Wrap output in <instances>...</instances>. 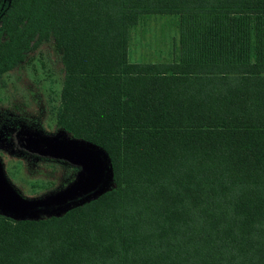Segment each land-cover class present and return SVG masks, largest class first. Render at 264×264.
Returning <instances> with one entry per match:
<instances>
[{
  "label": "trees",
  "instance_id": "1",
  "mask_svg": "<svg viewBox=\"0 0 264 264\" xmlns=\"http://www.w3.org/2000/svg\"><path fill=\"white\" fill-rule=\"evenodd\" d=\"M152 15L175 16V54L131 61ZM45 40L55 122L108 151L113 183L60 215L0 214V264H264V0H0V75Z\"/></svg>",
  "mask_w": 264,
  "mask_h": 264
},
{
  "label": "rangeland",
  "instance_id": "2",
  "mask_svg": "<svg viewBox=\"0 0 264 264\" xmlns=\"http://www.w3.org/2000/svg\"><path fill=\"white\" fill-rule=\"evenodd\" d=\"M175 20L173 15H152L136 28L128 51L129 59L170 60L178 40ZM63 75L61 50L51 40L30 49L23 61L0 75V124L3 118L6 121L10 116H17L20 120L16 125H10V132L20 126L40 128L39 124L43 125L44 131L59 130L55 120ZM0 157L4 158L9 179L27 196L41 195L59 186L69 173V168L58 161L30 158L6 147Z\"/></svg>",
  "mask_w": 264,
  "mask_h": 264
},
{
  "label": "water",
  "instance_id": "3",
  "mask_svg": "<svg viewBox=\"0 0 264 264\" xmlns=\"http://www.w3.org/2000/svg\"><path fill=\"white\" fill-rule=\"evenodd\" d=\"M8 145L28 153L59 159L78 166L64 186L37 196L23 195L7 176L0 158V214L14 219H34L60 215L69 208L88 202L113 183V166L108 151L96 142L59 129L44 131L20 126Z\"/></svg>",
  "mask_w": 264,
  "mask_h": 264
},
{
  "label": "flooded vegetation",
  "instance_id": "4",
  "mask_svg": "<svg viewBox=\"0 0 264 264\" xmlns=\"http://www.w3.org/2000/svg\"><path fill=\"white\" fill-rule=\"evenodd\" d=\"M43 129V128H42ZM10 125H8L7 123H6V121L4 120V118L1 120V124H0V156H1V151L2 152H4V147H6V148H8V149H10L11 151H13V152H18V153H22V154H26V155H28V156H31L30 158H40V159H43V158H45V159H51V160H54V161H58V162H60L61 164H64V165H69V166H72L71 168H73L74 169V174H75V172L77 171V169H78V166H75V165H71V164H69L68 162H66V161H63V160H59V159H53V158H49V157H41V156H37V155H34V154H28V153H24V151H22V150H18V149H16V148H14L13 146H11V145H8V141H10L12 138H11V136H12V132H14V130L12 131V132H10ZM43 130H45V129H43ZM11 134V135H10ZM24 157V156H23ZM1 158V160H2V163H4V158H2V157H0ZM29 158V157H28ZM3 167H4V165H3ZM74 174H73V176H74ZM73 178V177H72ZM71 178V179H72ZM70 179V180H71ZM69 180V181H70ZM66 184V183H65ZM64 184V185H65ZM17 187V186H16Z\"/></svg>",
  "mask_w": 264,
  "mask_h": 264
}]
</instances>
